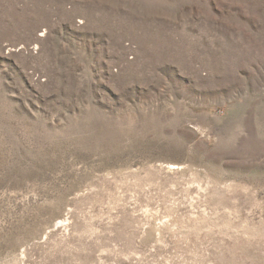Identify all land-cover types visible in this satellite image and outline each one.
I'll return each mask as SVG.
<instances>
[{"label": "rangeland", "instance_id": "374dc122", "mask_svg": "<svg viewBox=\"0 0 264 264\" xmlns=\"http://www.w3.org/2000/svg\"><path fill=\"white\" fill-rule=\"evenodd\" d=\"M0 264H264V0H0Z\"/></svg>", "mask_w": 264, "mask_h": 264}]
</instances>
